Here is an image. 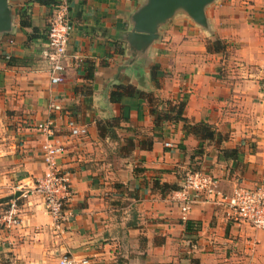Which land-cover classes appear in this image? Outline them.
I'll return each instance as SVG.
<instances>
[{"label":"crops","instance_id":"obj_1","mask_svg":"<svg viewBox=\"0 0 264 264\" xmlns=\"http://www.w3.org/2000/svg\"><path fill=\"white\" fill-rule=\"evenodd\" d=\"M55 1L12 2V31L0 35V198L10 197L17 218L8 223L0 207V264H58L65 253L88 264H264V228L228 220L218 198L198 194L182 217L172 191L156 188L180 186L191 169L215 177L223 193L264 183V0H217L207 8L212 33L175 17L149 51L142 84L117 72L120 36L142 0H68L66 68L51 83L42 52ZM215 39L226 57L207 51ZM119 84L143 95L112 102ZM183 99V116L216 132L199 155L183 122L153 127L152 107ZM46 120L50 134L37 127ZM70 122L86 134H72ZM106 122L110 132L99 128ZM48 142L60 145L70 181L72 216L59 230L29 193Z\"/></svg>","mask_w":264,"mask_h":264},{"label":"built area","instance_id":"obj_2","mask_svg":"<svg viewBox=\"0 0 264 264\" xmlns=\"http://www.w3.org/2000/svg\"><path fill=\"white\" fill-rule=\"evenodd\" d=\"M72 32L69 18V1L56 0L52 16L46 32V48L42 52L48 62V73L51 83L61 81L67 60L66 47ZM58 109L59 106H54ZM71 133L85 135V127H75L70 122ZM37 127L46 134L51 133L52 122L46 120L37 124ZM166 145H170L166 143ZM62 152L56 142H48L42 146V161L45 171L37 178L29 193L38 195L42 204L51 217L52 225L59 230L72 216L66 202L71 195L69 174L58 162ZM203 195L206 199L218 198L225 209L228 220L233 222H247L253 227L264 228V183L256 187H234L230 193H223L218 188L215 177L204 172L187 171L178 189L171 192V198L176 201L182 211V217L194 201V195ZM14 204L4 214L8 223H16ZM58 264H88L86 259L76 261L65 253L60 256Z\"/></svg>","mask_w":264,"mask_h":264},{"label":"water","instance_id":"obj_3","mask_svg":"<svg viewBox=\"0 0 264 264\" xmlns=\"http://www.w3.org/2000/svg\"><path fill=\"white\" fill-rule=\"evenodd\" d=\"M17 0H0V35L12 31L14 11L10 4ZM217 0H142L129 16L130 27L120 39L125 44L126 59L117 67L135 75L143 83L141 69L150 60L149 51L159 40L161 30L177 16H184L212 33L207 8ZM116 78V74L112 79Z\"/></svg>","mask_w":264,"mask_h":264},{"label":"trees","instance_id":"obj_4","mask_svg":"<svg viewBox=\"0 0 264 264\" xmlns=\"http://www.w3.org/2000/svg\"><path fill=\"white\" fill-rule=\"evenodd\" d=\"M55 3H56V1H55ZM21 23L26 24L24 18L21 19ZM227 47L228 46L226 45V43H224V41H222L220 39H215L214 41L209 42L206 45L207 51H213V52L219 53L225 57H226V55H228L229 49ZM13 62H14V59H12V58H10L7 61L8 64H13ZM86 78L88 79V81H90L93 78L92 67H89L87 69ZM126 93H128L129 95L130 94H132V95H135V94L141 95L142 94L143 95L142 91L136 90L132 85L119 84V85H116L113 90H111V92L109 94V98L112 102H120L121 98ZM147 99H148L150 105H152L153 104L152 97L148 96ZM185 104H186V101L183 99V100L176 102L172 106L171 109L159 110L157 108L152 107L151 112L154 116V119H153L154 126L153 127L160 130L163 127V124L166 120H173L174 122H178V121L183 122V126H184V129L186 130V132H188V133L190 132V133L194 134L199 140V145L197 146V148L193 152L195 155H199V154H202L203 142L205 140L210 141V140L214 139L216 136V132L213 129H211L206 123H202V122L190 123L188 121V119L183 116V110L185 108ZM124 118H126V117H124ZM99 128L100 129L103 128L104 130L109 131V132L111 130L110 127L108 126V122H106L105 124L99 123ZM191 170L194 171L196 169H191ZM191 170H189V171H191ZM156 188L160 189L161 191H163L164 189H168L170 191H173L175 189H178L179 186H177V185L168 186L165 183H162L159 187H156ZM9 200H10V197L0 198V207L2 208L3 211H6L9 208V205H10ZM193 224H194L193 221L186 220L185 221V229L191 230L193 228V229L197 230L196 229L197 227H194ZM195 264H198L196 259H195Z\"/></svg>","mask_w":264,"mask_h":264},{"label":"rangeland","instance_id":"obj_5","mask_svg":"<svg viewBox=\"0 0 264 264\" xmlns=\"http://www.w3.org/2000/svg\"><path fill=\"white\" fill-rule=\"evenodd\" d=\"M6 212V211H5Z\"/></svg>","mask_w":264,"mask_h":264}]
</instances>
